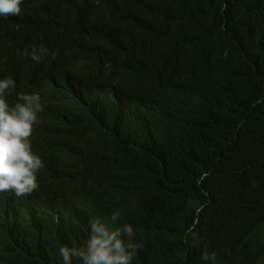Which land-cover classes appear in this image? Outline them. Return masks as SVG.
I'll list each match as a JSON object with an SVG mask.
<instances>
[{"label":"trees","instance_id":"trees-1","mask_svg":"<svg viewBox=\"0 0 264 264\" xmlns=\"http://www.w3.org/2000/svg\"><path fill=\"white\" fill-rule=\"evenodd\" d=\"M21 10L0 18V80L11 107L40 95L30 143L44 167L31 194L0 192V264H63L59 248L84 246L89 221L114 212L142 245L132 264H258L264 0Z\"/></svg>","mask_w":264,"mask_h":264},{"label":"clouds","instance_id":"clouds-1","mask_svg":"<svg viewBox=\"0 0 264 264\" xmlns=\"http://www.w3.org/2000/svg\"><path fill=\"white\" fill-rule=\"evenodd\" d=\"M22 3L23 0H0V18L19 16ZM12 84L10 77L0 80V192L13 191L22 197L40 187L37 172L44 164L37 152L33 153L30 142L35 131L33 125L38 123L37 114L43 109L39 94H21V101L11 107L5 92ZM119 217L120 213L114 212L111 224L91 219V234L84 246L59 248L63 264H72V257L81 264H132L142 245L133 241L135 232L131 225L113 227ZM214 257V253L211 256L205 253L202 258L214 260Z\"/></svg>","mask_w":264,"mask_h":264},{"label":"rangeland","instance_id":"rangeland-1","mask_svg":"<svg viewBox=\"0 0 264 264\" xmlns=\"http://www.w3.org/2000/svg\"><path fill=\"white\" fill-rule=\"evenodd\" d=\"M259 264H264V259Z\"/></svg>","mask_w":264,"mask_h":264}]
</instances>
